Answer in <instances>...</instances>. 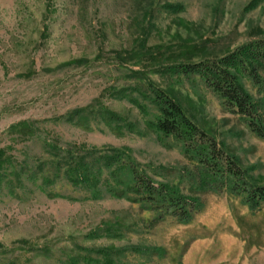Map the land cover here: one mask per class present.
I'll return each mask as SVG.
<instances>
[{"label": "rangeland", "instance_id": "1", "mask_svg": "<svg viewBox=\"0 0 264 264\" xmlns=\"http://www.w3.org/2000/svg\"><path fill=\"white\" fill-rule=\"evenodd\" d=\"M261 37L264 0H0V150L20 174L0 188V264H97L94 251L106 249L119 252L116 264H264V203L253 211L200 189L181 144L153 128L157 88L264 184V139L199 76L171 69ZM241 84L263 98L250 80ZM101 108L119 121L106 123ZM73 150L91 153L94 182L68 178ZM116 153L197 200L199 213L154 224L130 175L104 161Z\"/></svg>", "mask_w": 264, "mask_h": 264}, {"label": "trees", "instance_id": "2", "mask_svg": "<svg viewBox=\"0 0 264 264\" xmlns=\"http://www.w3.org/2000/svg\"><path fill=\"white\" fill-rule=\"evenodd\" d=\"M171 69L177 74L199 76L222 100L229 112L242 117L250 131L264 139V120L261 114L264 107L263 37L250 41L224 56L202 58L199 62H180ZM243 78L250 80L258 93L263 95L261 100L256 101L245 90L241 84ZM153 92L154 102L159 110L153 128L164 138L171 137L181 144L185 156L197 166V178L202 186L200 189L227 192L240 197L249 209L257 210L264 203V184L252 179L232 155L227 154L213 138L190 120L174 98L157 88L153 89ZM98 112L101 119H105L109 125L113 120L119 121V118L105 108ZM82 117L83 113L80 110L72 112L67 120L76 123V120ZM49 147L58 150L54 145ZM79 151L77 154L76 150L66 154L65 161L71 163L68 166V178L74 185H79L80 182L90 184L88 179L91 178L94 182L95 177L85 159L91 153L80 156ZM103 159L108 167L118 163L119 168L116 171L122 170L130 175L129 191L137 195V201L144 209L155 213L154 224L160 223L166 217H172L181 223H189L201 210L202 205L197 200H188L180 195L176 188L156 185L140 172L134 163L122 162L118 153L106 155ZM12 160L6 151L0 150V188L11 175L17 180L20 179L19 172L10 174L8 170L14 166ZM94 253L102 255V260H98L97 264H116L114 257L119 254L118 251L110 249L96 250ZM78 259H71L70 264H78ZM91 261L90 256L83 258V262L87 264H91Z\"/></svg>", "mask_w": 264, "mask_h": 264}]
</instances>
